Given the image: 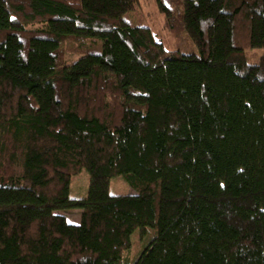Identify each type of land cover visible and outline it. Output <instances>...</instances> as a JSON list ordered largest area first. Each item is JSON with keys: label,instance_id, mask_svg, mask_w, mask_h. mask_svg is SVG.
Listing matches in <instances>:
<instances>
[{"label": "trees", "instance_id": "obj_1", "mask_svg": "<svg viewBox=\"0 0 264 264\" xmlns=\"http://www.w3.org/2000/svg\"><path fill=\"white\" fill-rule=\"evenodd\" d=\"M138 4L0 0V264H128L147 227L132 264H264V0H159L189 53Z\"/></svg>", "mask_w": 264, "mask_h": 264}, {"label": "rangeland", "instance_id": "obj_2", "mask_svg": "<svg viewBox=\"0 0 264 264\" xmlns=\"http://www.w3.org/2000/svg\"><path fill=\"white\" fill-rule=\"evenodd\" d=\"M135 11L129 13L127 18L135 25L150 28L155 38L162 41L167 49H180L184 53L197 52V47L187 35L181 24V17L183 14L182 6L174 7L173 15L168 16L166 11L160 9L159 0H139V4ZM75 44V42L66 43L67 52L65 57L68 63L80 57L79 52L75 51ZM261 50L262 48H250L248 52H255L258 54ZM89 183L90 173L86 168H83L78 174H75L71 178V197H86L89 190ZM109 192L111 195H119L135 193V190L123 176H115L110 180ZM61 212L67 216L70 222L77 223L80 221V209ZM155 233L156 230L152 227H147L144 230L137 228L132 233L131 246L124 252V258L125 256L129 258L127 261L128 264H132L134 259L140 255L143 248L153 239Z\"/></svg>", "mask_w": 264, "mask_h": 264}]
</instances>
